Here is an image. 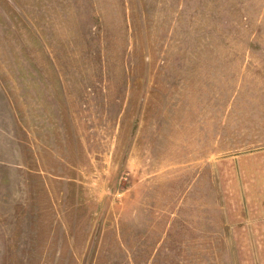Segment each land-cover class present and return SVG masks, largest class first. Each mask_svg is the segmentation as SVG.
Here are the masks:
<instances>
[{
	"label": "rangeland",
	"instance_id": "374dc122",
	"mask_svg": "<svg viewBox=\"0 0 264 264\" xmlns=\"http://www.w3.org/2000/svg\"><path fill=\"white\" fill-rule=\"evenodd\" d=\"M0 264H264V0H0Z\"/></svg>",
	"mask_w": 264,
	"mask_h": 264
}]
</instances>
